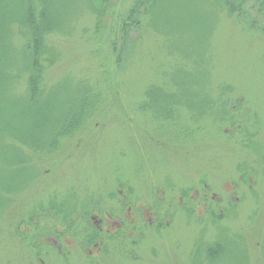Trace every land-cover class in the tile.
<instances>
[{"label":"rangeland","instance_id":"rangeland-1","mask_svg":"<svg viewBox=\"0 0 264 264\" xmlns=\"http://www.w3.org/2000/svg\"><path fill=\"white\" fill-rule=\"evenodd\" d=\"M16 1L0 0L12 57L0 80V264H264V0H239L233 15L216 0H160L139 30L120 28L134 0H51L37 105L18 74ZM150 88L173 96V115L149 104ZM89 89L72 131L46 137ZM35 124L28 143L1 142L6 127ZM73 197L75 213L59 214Z\"/></svg>","mask_w":264,"mask_h":264},{"label":"trees","instance_id":"trees-1","mask_svg":"<svg viewBox=\"0 0 264 264\" xmlns=\"http://www.w3.org/2000/svg\"><path fill=\"white\" fill-rule=\"evenodd\" d=\"M97 1V0H96ZM217 2L221 3L227 10V12L230 15H233L235 13L234 9L238 6L235 5L236 3L240 2L239 0H216ZM160 2V0H134L133 4L131 5V9L129 11V14L126 17L125 22L121 24V27L125 29L128 24L131 23L135 27L136 30H139L141 28V18L140 14L143 12H150L151 8L155 3ZM54 5V7H53ZM101 8V6H100ZM138 9H140L138 11ZM100 13V12H99ZM6 14L9 17L10 23L12 24V30L15 36L18 38V46L19 48H22V52L16 53L15 56H22L23 58V65L18 74L21 76H25L28 78V86H29V93H30V102L33 103L36 101L37 105V99L39 98V95L41 94L43 89H39V85L44 82H46L49 79V76L46 77V75H43V57L47 53L46 51V42H45V36L47 34H50L51 28H53V23H51V18L56 14V4L51 0H17L15 5H13L10 9L6 10ZM2 14H0V27H4L5 24L2 22L1 19ZM126 41V40H125ZM133 44V43H132ZM123 45V46H122ZM121 45L120 49V56L118 58L120 63H123L120 60L121 56L126 55V49H130L128 41L125 42V44ZM2 47L0 46V80L2 78H5L6 70H7V63L8 59L11 60L12 57L6 58L5 54L1 52ZM14 62V61H13ZM46 79V80H45ZM49 85V82H48ZM48 87V86H47ZM28 93V94H29ZM89 95L86 97H79L78 99H75L74 102L71 101L69 103V106L71 109L67 110L64 113L63 119L60 121L61 125L59 126L58 122L55 127L50 131L49 134H47L46 137L50 136L52 133L54 138L58 140L59 137H63V135H66L67 133H70L72 129L74 128L73 121L77 122V113L78 111H87L88 105H90V89L88 90ZM147 97L149 98V104H156V107L161 110L163 114L173 115L172 112V106H170L169 100H171V95H167L163 93L160 90H156L154 88H150L146 92ZM192 100V101H191ZM195 99H188L185 100V105L188 106V104H193V101ZM188 101V103H187ZM166 104L165 107H158V104ZM194 105V104H193ZM164 111V112H163ZM36 112V111H35ZM81 119V117L79 118ZM59 126V128H58ZM56 128L58 130L56 131ZM22 128H18V130H15L14 127H6L4 130V136L1 138V142L7 143L9 141L12 142V140L17 141H25L29 142V140L36 135V132L38 130L37 124H35L34 128L31 129V133L24 134L22 133ZM13 133V134H12ZM21 133L23 136H20L21 139H16L14 134L18 135ZM30 134V135H29ZM6 139V140H5ZM8 139V140H7ZM51 141V140H50ZM49 141V144L51 143V146H54L55 140ZM24 143V142H22ZM42 144L44 143L41 142ZM25 144V143H24ZM3 176V170H0V177ZM6 189L3 191L0 190V201L3 196H5ZM77 198V197H76ZM75 197H73L71 200L66 201V203L62 202L60 204L54 205L57 212L61 215H67L69 217L71 214L75 213L74 208H70L68 210L69 204L74 203ZM95 204H93L90 207H94ZM87 213L85 210L84 215ZM96 212H92V214H95ZM83 215V216H84ZM69 225L76 223L79 221V217L76 216V214L70 218ZM69 226V227H70ZM221 247L217 246L213 253L210 254L212 259H217L215 257L218 256L219 252L221 251ZM220 256V254H219Z\"/></svg>","mask_w":264,"mask_h":264},{"label":"flooded vegetation","instance_id":"flooded-vegetation-1","mask_svg":"<svg viewBox=\"0 0 264 264\" xmlns=\"http://www.w3.org/2000/svg\"><path fill=\"white\" fill-rule=\"evenodd\" d=\"M94 215V214H93ZM96 231V230H95ZM91 239V238H90ZM39 243H41V242H39ZM39 247H41L40 245H38ZM58 255V254H57ZM93 258V257H92ZM92 264V263H91Z\"/></svg>","mask_w":264,"mask_h":264}]
</instances>
